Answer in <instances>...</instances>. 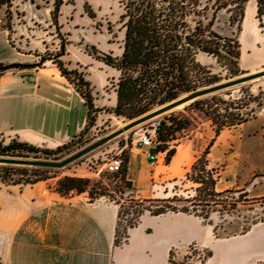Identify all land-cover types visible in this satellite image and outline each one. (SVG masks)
<instances>
[{
  "label": "crops",
  "instance_id": "obj_1",
  "mask_svg": "<svg viewBox=\"0 0 264 264\" xmlns=\"http://www.w3.org/2000/svg\"><path fill=\"white\" fill-rule=\"evenodd\" d=\"M263 30L257 20V3L249 0L236 36L241 46V71L247 74L261 72L259 68L264 67ZM1 51L8 55L2 56ZM121 54L122 48L118 56ZM84 56L89 60L85 65L89 71L95 70V64L90 63L94 60L97 72L104 71L107 81L113 73L118 80L116 70L89 54ZM200 57L201 53L197 60L203 65ZM25 59L24 54L0 43V65ZM51 62L0 74V142L55 150L86 129L89 109L85 99ZM116 101L114 91L112 108ZM207 125L205 129L199 126L176 147L167 166L171 182L187 175L212 144L207 163L215 172L216 191L237 190L250 192L254 198L264 197V112L218 136L211 123ZM106 145L105 149L114 147ZM127 145L122 142L121 148L125 150ZM134 150L129 155L128 178L137 186L132 173L145 174L150 160L147 155L138 162ZM160 163L159 158L151 165L160 172ZM65 176L70 174L32 185L0 184V264H195L188 256L190 246L211 252L204 264H264V223L238 236L214 238L211 227L198 217L144 214L138 225L128 230L127 241L117 245L119 205L105 198L92 201L87 192L61 195L57 183ZM158 195L159 191L149 190L144 198Z\"/></svg>",
  "mask_w": 264,
  "mask_h": 264
},
{
  "label": "rangeland",
  "instance_id": "obj_2",
  "mask_svg": "<svg viewBox=\"0 0 264 264\" xmlns=\"http://www.w3.org/2000/svg\"><path fill=\"white\" fill-rule=\"evenodd\" d=\"M63 1L64 4L59 13L58 25H56L51 16L54 11L55 0H9V5L0 6V31H3L0 33V43L3 46L9 45L18 53L26 56L27 59L22 61V63H18L19 65H35V67L49 64L51 59H54L64 50V56L60 60L65 64V67L69 70V66L72 65V70L82 73L91 84L94 103L92 122L83 138L76 141L75 144L62 153L51 157L39 154L37 158H34V155H29L28 158L20 159L61 162L123 128L130 122L118 118L112 113L114 89L117 82L116 73H113V78L108 76L107 81L104 71L102 73L97 72L96 66L98 64L94 60H90V63L95 64V70L89 71V67H85L86 62L89 60L84 56L85 53L96 59V57L100 56V53L113 54L114 56L120 54L124 39L121 16L124 13L125 0ZM255 1L257 3V20L263 29L264 6L259 4V0ZM200 4L199 10L204 12V24H208L213 20L214 30L222 33L223 37L236 38L244 17L246 0H201ZM259 7L263 12L262 16L258 14ZM193 20L197 21L198 19L193 17ZM1 55H8L7 51H1ZM200 62L213 75L221 79L217 84L247 75L245 71H241L240 61L237 68H239L241 74L235 77H231V72L234 68L230 61L225 58L218 60L212 56L202 54ZM263 70L264 67L259 68V71ZM198 100L202 103L194 104L197 100L188 103L113 139L107 143L108 145H114L113 148L105 149L107 146L105 144L66 167L47 169L48 173L44 176L52 178L58 174L68 173L70 174L69 177L88 179L91 181L88 191L93 189L94 193H100L103 190L108 195L105 197L96 196L98 199L105 198L117 205L124 206L120 221L121 235L119 240L121 244L126 241L123 232L128 228L131 220L136 218L135 209L130 208L125 203L131 198L146 200L144 195L149 190L159 191V195L152 198L153 200H170L169 203L154 205L176 207L178 209L187 207L190 208L191 212H194L189 202L195 197L197 186L186 179V174L176 183L171 182L166 163L167 154L160 156V172H158L156 165H151L152 162L148 161L149 165L145 168L146 175L142 174V172L140 174L132 173L137 181V186L134 185L133 181L129 180V170L128 166H125V162L129 159L131 149H136L134 154L139 156L138 162H141V157L147 158L148 149H143L136 145V139L138 138L136 133L140 128H146L153 123L166 122L170 124V119L186 121V129L176 134V140L170 144V149H176L178 145L185 143V138L190 136L199 126H202V129L208 127L207 122L211 123L215 130L216 127L211 119L207 118L201 111L205 104H210L213 107L212 110H219V114L222 116L226 114L225 108L227 105L221 104L219 100L226 101L229 104L234 103V106L229 109L227 114H239L242 118L248 120L255 117L257 113L264 112V77ZM212 117L214 118V116ZM195 135L199 136V132L196 131ZM122 142L128 143L125 150L121 148ZM0 144L3 146L9 145L3 142H0ZM116 155L123 160L124 169L121 174L111 175L106 173L104 165L109 158ZM16 168L39 169L36 167L18 166ZM2 176L0 172V181ZM12 178L14 180L27 179V177H21L20 174H15ZM168 180L170 184L167 183ZM127 182H131L132 189L127 188ZM166 185L167 187H165ZM233 197L238 200V205L234 209L229 208L225 211L218 207L210 213L206 223L202 221L205 225L211 227L214 238L241 235L244 229L251 225L253 221L260 222L264 220V197L254 198L250 192L236 193ZM174 198H177V200ZM144 206L149 208V205ZM197 209L199 211L198 214H202L205 207H198ZM189 215L194 216L193 213ZM196 248L195 246H190L188 248V256L193 259V263L204 264L210 257L211 252L208 249L199 250Z\"/></svg>",
  "mask_w": 264,
  "mask_h": 264
},
{
  "label": "trees",
  "instance_id": "obj_3",
  "mask_svg": "<svg viewBox=\"0 0 264 264\" xmlns=\"http://www.w3.org/2000/svg\"><path fill=\"white\" fill-rule=\"evenodd\" d=\"M248 1L246 0V3ZM200 2L201 0H125L124 13L121 16L124 31L122 54L114 56L113 54L100 53V56L96 57L98 61L103 62L119 73L114 89L117 101L112 110L116 117L132 121L186 94L219 83L221 79L213 75L208 68L201 65L197 60L200 53L218 60L225 58L230 61L234 68L231 77L241 74V71L237 68L241 57V46L238 39L223 37L215 32L213 30V20L208 24H204V12L199 10ZM9 3V0H0V6L9 5ZM63 4V0H55L54 11L51 16L56 25H58L59 13ZM259 4L264 6V0H259ZM262 13L259 7L258 14L261 15ZM193 17L198 20H193ZM63 56L64 50L51 61L85 99L89 109L86 129L79 137L57 150H42L17 142H12L7 146L0 144L1 157L28 158L29 155H34V158H37L39 154H44L47 157L56 156L69 149L76 141L81 140L87 132L92 122L94 110L91 84L82 73L76 70H68L60 60ZM32 68H35V65H0V74L10 70ZM219 102L227 105L225 115L221 116L217 109L212 110L213 107L210 104H205L201 108V111L207 118L211 119L216 127L215 133L217 136L225 129H232L249 121L239 114H227L234 103L229 104L223 100H219ZM199 103L202 102L199 100L194 102V104ZM169 122L170 124L160 123L157 131V147L151 151L153 154L166 153L167 165L176 154V149L169 148L170 144L176 140V134L187 127L186 121L170 119ZM211 147L212 144L196 160L191 171L186 175V179L197 186L195 197L189 202L194 212H191L190 208L187 207L178 209L176 207L154 205L169 203L170 200H135L131 198L125 204L135 209L136 218L131 220L128 228L123 232L126 241L128 230L136 227L144 214L158 217L169 213H193L195 217L206 223L208 216L214 209L221 207L227 211L229 208L234 209L238 205V200H235L233 195L243 192L227 190L219 193L216 191L217 179L215 172L208 168L207 163ZM128 164L129 159L126 160L125 166H128ZM0 172L3 175L0 181L2 185H32L49 179V177L44 176L48 173L46 168L29 170L28 168H16L15 166H0ZM15 174H20L21 177H27V179L14 180L12 177ZM90 185L91 181L88 179L67 176L58 181L56 190L63 196L87 192L92 201L98 199L96 196H108L103 190L100 193H94L93 189L88 191ZM127 188L132 189L131 182H127ZM174 199L177 200V198ZM118 205L120 211L116 244L121 245L119 240L121 235L120 221L124 206ZM144 205H149V208ZM198 207H205L202 214H198ZM258 223H264V220L260 222L253 221L251 225L244 229L243 234Z\"/></svg>",
  "mask_w": 264,
  "mask_h": 264
},
{
  "label": "water",
  "instance_id": "obj_4",
  "mask_svg": "<svg viewBox=\"0 0 264 264\" xmlns=\"http://www.w3.org/2000/svg\"><path fill=\"white\" fill-rule=\"evenodd\" d=\"M264 77V70L255 74H247L242 77H239L234 80H230L228 82L216 84L210 87H206L203 89H199L192 93L186 94L177 100L161 106L148 114H145L135 120L129 122V124L125 125L123 128L113 132L112 134L102 138L101 140L91 144L90 146L80 150L79 152L73 154L72 156L66 158L61 162H52V161H38V160H30V159H20V158H10V157H0V165H8V166H18V167H36V168H46V169H60L68 166L74 161L80 159L81 157L87 155L88 153L100 148L101 146L109 143L113 139L127 133L128 131L143 125L144 123L151 121L157 117H160L168 112L173 111L181 106H184L188 103L196 101L202 97H206L209 95H213L219 93L221 91L245 84L247 82H251Z\"/></svg>",
  "mask_w": 264,
  "mask_h": 264
},
{
  "label": "built area",
  "instance_id": "obj_5",
  "mask_svg": "<svg viewBox=\"0 0 264 264\" xmlns=\"http://www.w3.org/2000/svg\"><path fill=\"white\" fill-rule=\"evenodd\" d=\"M160 123H153L150 126L144 128H140L136 135V145L143 148L148 149L147 155L149 160L152 163H156L160 156L164 155V153L153 154L151 151L157 147V131L159 129ZM124 162L120 156H112L108 159V162L105 163L104 167L106 173L114 175L119 174L123 170Z\"/></svg>",
  "mask_w": 264,
  "mask_h": 264
}]
</instances>
